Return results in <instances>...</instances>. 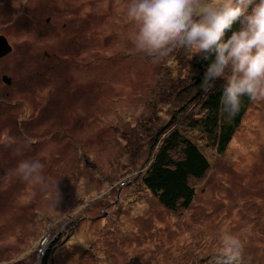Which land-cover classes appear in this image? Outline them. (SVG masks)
<instances>
[{
    "label": "rangeland",
    "instance_id": "obj_1",
    "mask_svg": "<svg viewBox=\"0 0 264 264\" xmlns=\"http://www.w3.org/2000/svg\"><path fill=\"white\" fill-rule=\"evenodd\" d=\"M128 3L0 0V264H42L52 244L48 264H264V100L218 153L191 124L197 54L135 51ZM175 127L210 162L179 217L143 183ZM23 159L43 183L20 179ZM222 233L240 239L237 260Z\"/></svg>",
    "mask_w": 264,
    "mask_h": 264
},
{
    "label": "clouds",
    "instance_id": "obj_2",
    "mask_svg": "<svg viewBox=\"0 0 264 264\" xmlns=\"http://www.w3.org/2000/svg\"><path fill=\"white\" fill-rule=\"evenodd\" d=\"M126 15L135 24L133 49L154 61L174 48L212 57L204 90L223 81L220 113L225 120L239 111L242 96L264 100V0H129ZM42 168L38 159H23L15 171L23 181L43 183ZM219 240L227 259L237 260L240 239L222 233Z\"/></svg>",
    "mask_w": 264,
    "mask_h": 264
},
{
    "label": "trees",
    "instance_id": "obj_3",
    "mask_svg": "<svg viewBox=\"0 0 264 264\" xmlns=\"http://www.w3.org/2000/svg\"><path fill=\"white\" fill-rule=\"evenodd\" d=\"M235 27V25H234ZM226 32L225 37L230 35ZM197 54L195 63V82L198 85L196 98H202L199 114L192 117V125L200 127L207 136L208 142L215 147L218 153L225 152L229 142L251 102L246 95L241 97L239 111L230 119L225 120L220 113V95L223 81L217 79L205 91L203 75L206 66L210 63ZM196 118V119H195ZM190 119V122H191ZM164 137L152 155L143 183L158 201L174 216H181L191 206L196 192V184L207 175L210 162L197 144L192 142L178 127L170 131H163ZM160 136V137H161ZM53 244L48 249L42 264H48Z\"/></svg>",
    "mask_w": 264,
    "mask_h": 264
},
{
    "label": "water",
    "instance_id": "obj_4",
    "mask_svg": "<svg viewBox=\"0 0 264 264\" xmlns=\"http://www.w3.org/2000/svg\"><path fill=\"white\" fill-rule=\"evenodd\" d=\"M12 47L8 43L5 36H0V57H3L4 55L8 54L11 51ZM3 81L6 83L10 82V78L6 75L3 76Z\"/></svg>",
    "mask_w": 264,
    "mask_h": 264
},
{
    "label": "flooded vegetation",
    "instance_id": "obj_5",
    "mask_svg": "<svg viewBox=\"0 0 264 264\" xmlns=\"http://www.w3.org/2000/svg\"><path fill=\"white\" fill-rule=\"evenodd\" d=\"M9 78H10V77H9ZM5 83H6V82H5ZM10 83H11V81H10L8 84H10ZM16 123H17V126H19V128H20V130H21V126H20V125H21L22 122H21L20 120H17Z\"/></svg>",
    "mask_w": 264,
    "mask_h": 264
}]
</instances>
